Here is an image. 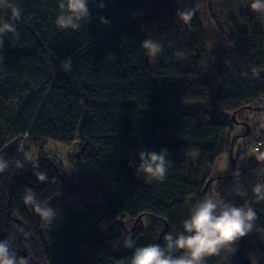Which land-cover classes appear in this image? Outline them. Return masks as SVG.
<instances>
[{"label":"trees","instance_id":"16d2710c","mask_svg":"<svg viewBox=\"0 0 264 264\" xmlns=\"http://www.w3.org/2000/svg\"><path fill=\"white\" fill-rule=\"evenodd\" d=\"M198 1L95 0L90 22L75 32L55 26L57 0H14L22 10L18 21L4 9L16 32L3 36L0 49V156L8 162L0 173V240H11L18 256L30 264H130L134 249L124 247L127 236L137 247L163 244L164 235L182 231L188 206L214 197L215 181L222 180L221 200L255 210L250 234L260 233L263 243L251 248L245 236L234 255L221 253L205 264H264V201L256 202L252 191L264 183V152L249 159L242 153L246 141L264 139V132L252 135L258 121L247 114L264 108V27L253 11L241 13L243 28L227 16L220 32L231 48L210 51L193 10ZM211 10L212 20L224 17ZM145 39L162 45L155 68L141 46ZM65 58H71L70 71L61 67ZM181 101L200 102V109L186 111L175 105ZM234 113L251 134L237 157L232 152L238 174L219 177L217 160L231 158L232 140L234 149L246 131L232 134L234 124L241 125ZM76 141L71 176L58 153L27 157L33 146ZM145 149L168 150L171 167L163 181L136 176L137 153ZM192 154L200 157L196 168ZM40 172L45 182L37 180ZM237 185L245 197L235 194ZM29 190L56 212L53 251L44 243L45 221L24 203ZM61 193L73 201L49 204Z\"/></svg>","mask_w":264,"mask_h":264},{"label":"clouds","instance_id":"9594fccd","mask_svg":"<svg viewBox=\"0 0 264 264\" xmlns=\"http://www.w3.org/2000/svg\"><path fill=\"white\" fill-rule=\"evenodd\" d=\"M90 3H95V0H57L55 26L60 30L79 31L83 21L90 22ZM97 7L103 9L105 5L100 3ZM0 9H10L13 21H18L21 17L22 10L15 6L14 0H0ZM250 9L264 18V0H251ZM190 18L191 14L185 15L186 20ZM99 21L101 24L109 23L104 17H99ZM14 32L15 23L0 19V49L3 48V36ZM141 46L151 57L162 51V45L151 39H145ZM3 60L4 56L0 54V63ZM71 64V58H65L61 67L64 71H70ZM137 155V177L143 176L156 181L166 178L171 167L167 149L159 152L145 149ZM7 168L8 162L0 156V173ZM37 180L45 182L46 173H38ZM234 191L242 198L247 195L246 190L239 185L234 186ZM252 191L256 202L264 201V183L256 184ZM23 199L45 222L51 224L56 215L53 207L42 205L31 190L25 193ZM256 219L255 210L247 203L237 206L231 201L205 196L190 209L187 219L182 222V231L164 235L163 244L150 243L137 247L129 235L124 240V247L134 249L130 264H205L207 258L220 256L221 253L234 255L238 242L253 231ZM0 264H30V261L27 257L18 256L13 249V242L5 239L0 240Z\"/></svg>","mask_w":264,"mask_h":264},{"label":"rangeland","instance_id":"374dc122","mask_svg":"<svg viewBox=\"0 0 264 264\" xmlns=\"http://www.w3.org/2000/svg\"><path fill=\"white\" fill-rule=\"evenodd\" d=\"M250 1H244V0H199L194 6L193 10L199 13V19L205 28L206 32V45L207 49L209 48L210 51H223L226 49L231 48L229 44H225L222 34L220 32V28L222 26L223 20L225 17H235L238 19L240 26L244 27V22L239 20L241 13L251 11L250 9ZM210 9H212V13L218 11L222 12L224 11V17L220 19V21L212 20ZM226 15V16H225ZM261 18V17H260ZM0 19H4V9H0ZM263 27H264V18H261ZM149 60L153 67L155 68V58L149 56ZM182 66H185L184 63H182ZM260 73H264V71H260ZM95 103H99V101H95ZM126 104H135L134 101H125ZM179 104V105H178ZM175 105H178L177 107H183L186 111L191 110H199L200 109V102L196 101H181L176 102ZM249 117H251L254 121H258L257 124L252 123L253 127V136L259 135L261 132H264V111H250L247 113ZM245 130V127L242 125L234 124L232 134L234 136H237L238 134H241ZM246 139L244 137H240L237 139L234 149H233V156L237 157L243 149V143ZM231 144H234L233 141ZM79 146V141H76L73 146L66 147L62 145H47L44 149H40L36 146L32 147V151L30 154H27V157L30 160H35L37 156L40 154H46L50 153L51 151L58 153L62 159L63 164L65 167V172L68 176H71L74 173V168L70 164L69 159L74 154L75 149ZM243 157L249 159L252 157H255L254 153L247 152L246 150H243ZM192 166L197 167L199 162V155L192 154L190 156ZM233 170L232 161L229 155L224 154L222 155L216 162V165L214 167V174L220 176H225L229 174V172ZM209 170H207L205 173H207ZM107 182H108V189L111 193H114V182L112 176H107ZM223 190L222 180H216L214 184V198L220 199L221 196L219 195V191ZM192 198L190 197L189 200ZM73 199H70L69 196H67L65 193H61L56 195L54 198H52L49 202V204H53L55 202H58L60 204H67L72 202ZM192 207L188 206V210L190 212V209ZM249 237V247L251 248H257L262 245L263 243V237L260 233L256 232L254 234L247 235ZM43 238L44 243L47 248H49L51 251L54 250V239L51 234V227L50 224L45 222L43 227Z\"/></svg>","mask_w":264,"mask_h":264},{"label":"built area","instance_id":"2783aa9c","mask_svg":"<svg viewBox=\"0 0 264 264\" xmlns=\"http://www.w3.org/2000/svg\"><path fill=\"white\" fill-rule=\"evenodd\" d=\"M264 101V97H263ZM245 150L250 153L259 154L264 152V139L254 138L252 140L246 141Z\"/></svg>","mask_w":264,"mask_h":264},{"label":"water","instance_id":"95a60500","mask_svg":"<svg viewBox=\"0 0 264 264\" xmlns=\"http://www.w3.org/2000/svg\"><path fill=\"white\" fill-rule=\"evenodd\" d=\"M254 110L256 111H264V108H254ZM236 115L237 113H234L233 114V122L234 123H240L242 126H244L246 128V131L245 133L242 135V137H247L251 134V126L249 123L247 122H239L237 119H236ZM233 142L235 141V138L232 140ZM232 152H233V144H232V147H231V151H230V155H231V161H232V166H233V170H232V173L235 172V158L232 156Z\"/></svg>","mask_w":264,"mask_h":264},{"label":"crops","instance_id":"0c3cea01","mask_svg":"<svg viewBox=\"0 0 264 264\" xmlns=\"http://www.w3.org/2000/svg\"><path fill=\"white\" fill-rule=\"evenodd\" d=\"M260 74H263V73H260ZM200 158V157H199Z\"/></svg>","mask_w":264,"mask_h":264}]
</instances>
